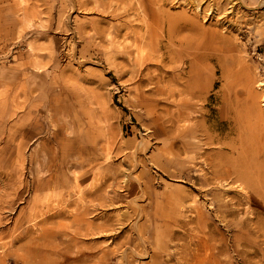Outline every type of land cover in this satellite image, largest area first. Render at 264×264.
<instances>
[{
  "label": "rangeland",
  "instance_id": "1",
  "mask_svg": "<svg viewBox=\"0 0 264 264\" xmlns=\"http://www.w3.org/2000/svg\"><path fill=\"white\" fill-rule=\"evenodd\" d=\"M255 108L264 0H0V264H264Z\"/></svg>",
  "mask_w": 264,
  "mask_h": 264
},
{
  "label": "bare ground",
  "instance_id": "2",
  "mask_svg": "<svg viewBox=\"0 0 264 264\" xmlns=\"http://www.w3.org/2000/svg\"><path fill=\"white\" fill-rule=\"evenodd\" d=\"M135 6H136V4H135ZM132 9V8H131ZM134 9V8H133ZM135 11V10H134ZM31 49V48H30ZM224 99V98H223ZM242 111H239V113H238V125H239V129L241 128V129H248L249 131L251 130L252 131V133L254 134V131L256 132L255 134H254V137L256 136V140L257 139H259L260 140V142L262 141V140H264V113H262L260 110H259V108L257 109V108H255L254 110H253V114H252V116L256 119V121H255V125H254V127L252 128V125H251V123H250V121H249V119L246 117V115H244L243 113H241ZM219 118V117H218ZM232 119H234V118H232ZM230 120V119H229ZM206 122V121H205ZM216 123V129H217V139H218V142L223 146V147H225L226 148V146H227V148L229 149V151H230V153L232 154L233 152H234V149H235V143L233 142V141H228V140H226V136H227V134L230 132L229 130L230 129H234L233 128V126H232V124H231V122L230 121H225L224 119H222L221 117H220V119L217 121V122H215ZM198 126H201V125H199L198 124ZM204 126V125H203ZM242 126H243V128H242ZM202 127V126H201ZM247 127V128H246ZM203 128H205V127H203ZM195 129V128H194ZM241 131V130H240ZM241 136V135H240ZM228 137V136H227ZM247 139H248V137H246V139H244V141H247ZM255 141V140H254ZM241 142V141H240ZM242 142H243V140H242ZM247 143V142H246ZM254 146V145H253ZM237 148V147H236ZM243 148H244V146H243ZM240 150V149H239ZM218 157H217V159H216V161H215V165H216V169H223V167L224 166H229L228 167V169H224V171H225V173L227 174V175H230V173H235V174H237V177L240 175H244V173H245V171L243 172L242 171V169H241V167L240 166H242V165H239V164H237L236 162L234 163V161H232L231 160V158H232V156H226V155H224V152L222 151V153H218V155H217ZM236 156V155H235ZM242 159V158H241ZM240 159V160H241ZM244 161V160H243ZM240 163V162H239ZM257 163V162H256ZM241 164H243V162L241 161ZM246 165H247V163H246ZM245 166V165H244ZM247 167H248V165H247ZM246 167V168H247ZM244 168V167H243ZM256 168H258V174H259V176L261 177V175L262 176H264V173H259V171H261L260 170V166L259 165H257L256 166ZM248 170H249V168H248ZM247 169H246V171H248ZM227 171V172H226ZM240 172H241V174H240ZM247 174V173H246ZM261 174V175H260ZM257 175V174H256ZM247 176H248V174H247ZM255 176V175H254ZM244 177V176H243ZM259 177V178H260ZM241 178H242V176H241ZM254 184V183H253ZM258 186H260V185H258ZM252 187V186H251ZM257 187V186H256ZM253 188H255V185H254V187Z\"/></svg>",
  "mask_w": 264,
  "mask_h": 264
}]
</instances>
